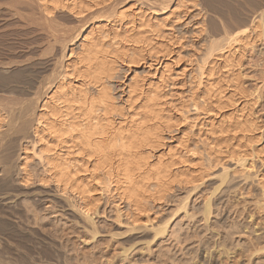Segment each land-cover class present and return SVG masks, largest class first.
<instances>
[{
  "label": "bare ground",
  "instance_id": "obj_1",
  "mask_svg": "<svg viewBox=\"0 0 264 264\" xmlns=\"http://www.w3.org/2000/svg\"><path fill=\"white\" fill-rule=\"evenodd\" d=\"M14 1L16 2V1H21V0H10V2H14ZM107 1L108 0H28L29 5L28 4L27 5L30 6L31 10L32 9L33 10L38 9L39 19L44 18V20L45 19L48 20V18L50 16H52V14L57 9H62L64 11H68V14L70 13V15H72V17H69L70 19H68V17H66L70 21V23L73 24V25H71V27L72 26H78V24H80V23L78 22V24L77 23L75 24V21H80L81 18L86 19V22H84L82 25H80V28L75 33V35H73V34L71 35L68 33V34H66V37H62V36H64V33H65V32L63 33L62 29H60L61 30L60 32H62L63 35L61 33H59V30L57 29L58 28L57 25H59V24H57V25L55 24V26H57V28L56 27L55 28H56L57 32L59 34H61V36L59 34L57 35V33L54 32L55 30L52 31V32H54V34L52 33L53 35L51 36L48 33L49 32V29H48L47 34H49L51 38L49 37L50 38L49 46H46V47L47 48L50 47V49L48 48L49 52H48V50H46L45 52L42 51L45 54H43V53H41V54H42V56H44V55L46 56L50 53V50H52L53 52H51L50 55H52V53H53V56L51 58H50V56H49V58L46 57L45 60H43V64L41 63V61L39 62V61L35 60V56H38V54L35 50L29 52V53H31V55L27 54L26 55L27 58H24V59H21V58H23V55H22V52L20 51L21 54L18 55V59L16 58L13 61H9V62H7L9 59H7V61L0 60V66L1 67H2V65H5V64H6L5 66L7 67V63H11V64L13 63L15 65H22L25 68H27V67L30 68L31 66L33 67L37 64H39L38 66H40V64H42L46 68L53 67L51 69H52V72L54 71L53 73H50V75H48V74L46 75V76H48L47 82H46L47 83L46 88H48V90L45 93H43L42 96H40V97H37V93H31V91L29 92V90L25 86L24 87L20 86L23 90L17 91L15 89V87H18V85H23V84H19V82L17 83L18 84L17 86L14 84H11L12 83L11 81L14 78L15 72H14V74L12 73L13 78L10 77L11 81H10V78L8 79V76H6L7 73H5V76H3V74L1 76V74H0V147H1L0 150H2V148L4 150L6 148H8L7 150H9L10 145L15 144V146H17V144L20 143V152L18 151L20 153V156H21L20 161L18 163L20 166V167L18 166V168H20V170H21V172L19 171V173H21V175L19 174L21 176L20 179L23 182L25 181V183H26V181H28L32 177L33 174L29 169L30 166L28 167V165H30V164H28V162H29L28 159H30L31 157H34L38 162L41 163V165H43V166H41V167H43L42 168L43 171L40 172V174L37 176V179H38L37 182L47 183L50 181L54 184V186L57 188V190H59L61 192H67L70 194H74V196H77L79 199L78 200L79 207L77 205V208H78L77 211H79L80 215H82V217H83L82 219L89 221V219L92 218L91 212L95 213V215H96L97 211H99L98 205H99V201L101 199V192L105 191L106 193H108L111 196V198H116V200L119 201L118 203L115 202L116 203L115 206H118V208H117L118 210L121 208L120 207L121 203H123L126 206V208H124L125 206H123V208L125 209V215L129 216L130 221H131L130 224H132V226H137V227L143 228V227H147L146 225H151L152 220H154L153 216H152L153 207H151L150 205L153 203H156V202H160L163 198L165 199V197L167 198L168 196H165V195L171 189V185L173 182H176L179 184H182V183L183 184H190L195 188L196 183L199 182L201 180L202 176H204V175H202V176L200 175V173H199V172H201L200 170H198L199 172H197L196 169L194 170V169H191L190 167H188L187 166L188 164L187 165L185 164L188 160H187V158H185L183 156L184 154L182 153L183 155L179 156L180 151H177L179 154H176V152H175L176 148L172 147L173 144L171 145V142L176 137L177 132L182 130V129L179 128V126H178V123H177L178 120L172 121V117H171L172 115L169 114L168 110L164 107V104L166 102L165 101L166 91L168 90V88H172V85L174 84V80L172 79V75L170 72L171 68L168 69L167 64L162 65V62L160 63V61H159L160 58L154 59L158 62V66L155 68V72L153 73V79L148 82L146 88H144V84L142 83L143 81L140 82V80H135L132 76L130 81L125 84V88H126V91H125L126 95L125 96L126 97L120 103L115 102V100H114L115 97L112 93V90H111L112 87H110L109 81L113 77L114 73L117 71L119 66H121V65H124L126 67L125 70L134 72L138 68V66L145 64L143 62V58H142L145 56H143V54H141L142 53L141 48H143L144 46L146 47L150 43H151V45L153 44L152 43L153 41H151L152 38L149 37V35H147V34H149V31L150 32L153 31V33L154 32L160 33L159 28H158L160 25L156 26L158 24L156 22H155L156 24L153 23L152 19L157 21V19H161L160 17L161 16L163 17V15L166 14L167 12L169 14H171V12L169 10L172 7V4L175 2L176 3V4L174 3L175 6L178 5V3L181 6L182 0H156L155 2L152 1L151 3L149 0H148L149 3L146 0L147 4H150L148 6H153L152 8L154 9V10L152 9L153 11L151 10L152 12L148 14L149 17L148 16L144 17V15H145L144 13H143V15H141L142 13L137 11L138 13L134 14L137 16V18H132L134 16L133 15L132 17L130 16L131 20H126L128 15H129V14H127V11H124L123 9H120L118 11V9H117V11H118L117 15H116L117 19H116V21L114 20L115 22H113L112 24L113 25L117 24L115 26V28L116 27L121 28L123 26L124 29L122 28V30H119V31L113 30L115 32L112 33V36L108 38V41L103 40V33L102 32H101L102 36H99V34L97 35V33H100L97 31V29L99 30L103 24L101 20H103L104 16H102L101 10H102V12L107 13V11H109V9L112 10V8L114 6H116V5H113V7H112L110 5L111 3L109 4ZM195 1L196 0H194L193 2H195ZM245 1H247V0H245ZM248 1L256 2L257 5L259 6V8H263V6H264V0H248ZM183 2H184V0H183ZM192 5L194 7H196V12H198L197 15L199 13L201 14V19L199 21H195V23H194L197 25V32H200V33L202 31H203V33H204V31L208 32L207 34L209 36V39H208L209 44H207V45H209L208 46L209 50L205 49L206 51H208L207 53L205 52L206 53V54H204L205 56L204 55H203L204 57L201 56V58L198 59V61L196 59V63L194 62L195 68L194 69L192 68L190 70V76H189V81H188V83L190 82V84H189L190 86L188 87L189 89L187 88L188 93H187L186 97L183 96V101L181 100L182 102L179 103L176 115H178L177 116L178 118H182L183 120H185L187 122V119H190V118L196 119L199 115H206V114L209 115L210 114L208 117L210 120H209V122L206 121L207 122L205 124L206 129L203 130V132L201 133V135L203 134V136L206 138V141H204V139H202L204 141L202 144H201V142H199V144L201 145V148H200L201 150H198L196 148V145L194 143L190 142L193 139L189 141L188 137L186 140L183 139L184 141L182 142V144L180 141L177 143L180 146L181 145L185 146L184 150L186 149V152L191 151L193 154L194 153L197 154V158L201 159L202 157H205L204 161L212 163L211 165L216 163V161H218V159H222V158H220L221 154L222 155L226 154L227 157H225V158H228V160L232 159L233 161H236L238 163H240V162L245 163L246 160H248V161L252 160V158L254 159V156H257V155H258L257 157H259L261 159V161H263L264 158L259 156V152H262V153L264 152V144L260 147H259V144L261 143L260 142L261 138H262L261 135L264 136V129H261L262 125L255 122L249 114L248 115L250 117L247 116V114L243 115L244 111L242 112V110H244L245 108L244 109L242 108L244 105L241 106V102L239 103V101H240L241 96L244 97L246 95L245 94V86H244V83L242 80L243 79L242 77L244 75L242 76L241 75L242 73L239 70L238 71L240 73L235 72L237 74L236 76L233 73V67L235 65L240 66L241 63H239V62L242 61V60H240V58L238 59L236 57L235 52H240V50L241 51L244 50L246 47H248V45H249L248 48H250L249 42L246 41L247 39L245 40L244 38L246 36H248V34L250 33L249 30H251L250 28H252V26H254V24L256 23V16H253V13L245 10L244 8H240L236 4L232 3L230 0H199V3H193ZM177 7H179V6H177ZM150 9H151V7H150ZM175 9H176V7H175ZM178 10H180V9H178ZM171 11H173V7H172ZM110 12H113V11H110ZM114 12H115V10H114ZM262 12H263L262 9H260L258 14L261 15ZM73 14H74V18H73ZM108 14H112V13L108 12ZM32 15L33 14H31V17H32ZM75 15H76V17L79 16L80 19L76 20L77 18H75ZM105 15H107V14H105ZM28 16H30V15H28ZM31 17H29V19ZM38 17H37V20H38ZM107 17H109V16L107 15ZM32 18H33V20H36V19H34V17H32ZM105 18H106V16H105ZM164 20H166V19H164ZM181 20H183V19H181ZM49 21H52V20H49ZM59 21L57 23H59ZM135 21L138 22V25H134ZM177 21H178V19H177ZM257 21H259V19H257ZM60 23H61V21H60ZM128 23L132 24V29L136 28L135 31H133L132 29L129 30L130 32H132L131 34H129L130 32H128V34L126 33L128 28L130 29V27H131L130 25H129L130 27L127 26ZM62 24H64V23L62 22ZM163 24H165V23H163ZM176 24H178V23H176ZM258 24H259V22H258ZM49 26H51V23L49 24ZM164 26H163V31L165 30ZM170 26H167L166 28H168ZM240 26H243V27L241 28ZM65 27L66 28H64V29H65V31H67L66 29H68V28H67V26H65ZM161 27L162 26H160V30H161ZM238 27H240L241 29L240 28L238 29ZM7 28H9V27H7ZM3 29L1 28L0 30H3ZM257 29H258V26H257ZM51 30H53V29H51ZM100 30H102V28ZM19 31H21V30H19ZM96 31H97V33H96ZM261 31H262V29H261ZM263 32H264V30H263ZM145 33H147V34H145ZM161 33H163V32H161ZM47 34H45V35L48 36ZM106 34H107V32H106ZM107 35H109V34H107ZM257 35H258V32H257ZM105 37L106 36H104V38ZM154 37H157V36H154ZM258 37H260V36L258 35ZM261 37H263V36H261ZM149 38H151V39H149ZM14 39H15V37H14ZM21 39H22V37H21ZM180 39H182V38H180ZM259 39H261V38H259ZM248 40H249V38H248ZM253 40H254V36H253ZM255 40H256V38H255ZM106 41L108 43L104 45V43H106ZM167 41H168V39H167ZM258 41H260V40H258ZM14 42L16 43V41H14ZM167 43H169V41ZM107 45H111V46L113 45L115 47L110 48ZM151 45H148V46H151ZM263 45H264V43H263ZM20 47H19V50H21ZM162 47L163 46L156 47V49L157 48L160 49L157 51L155 48H153V52H155V51H156L155 53H157L158 51L160 52L162 50ZM251 47H252V45H251ZM3 49L4 48L1 49L2 52H3ZM5 49H7V48H5ZM23 49H25V51H26V47L25 48L23 47ZM154 49H155V51H154ZM164 49H165V51H167L166 56H168V53H169L168 51L170 49L166 50L167 49L166 47ZM15 50H16V47H15ZM140 51H141V53H140ZM17 52H19V51H17ZM162 53L164 54L166 52H162ZM5 54H7V53H5ZM156 55H154V57ZM0 56H1V54H0ZM5 56H3V58H5ZM42 56L40 55L41 58H42ZM196 57H198V56H196ZM235 58L238 62H235L236 61ZM219 59H222V61H223L222 65L220 63H217V61ZM150 65H152L151 62L148 64V66H150ZM12 67H14V66H12ZM23 67L21 69H23ZM162 67H164V69H162ZM192 67H193V65H192ZM9 68H8V70H12ZM240 68H238V69H240ZM0 69H2V68H0ZM17 69H18V67H17ZM17 69H15V70L17 71ZM8 70H7V72H8ZM240 70H242V68ZM16 73H17V76L20 75L18 73V71ZM22 73H24V72H22ZM31 73L35 74L36 71H35V73L31 71ZM40 73L42 74V70ZM56 73H57V75H56ZM243 74H244V72H243ZM232 75H234L235 77L234 76L232 77ZM240 75H241L242 79L240 78ZM261 75H263V74H261ZM23 76L24 75H21L20 77H23ZM29 77L31 78L30 75H29ZM29 77H27V78H29ZM257 77L259 78V76H257ZM260 77H262V76H260ZM15 79H16V77H15ZM32 79L37 80L36 78H32ZM262 79H263V77H262ZM21 80L18 79V81H21ZM255 80H257V79H255ZM25 81H27V80H25ZM25 81H24V83H26ZM29 81H30V79H29ZM44 81H43V83H45ZM36 82H39V81H36ZM26 85H27V83H26ZM262 86H264V84H262ZM182 87H184V86H182ZM9 89L11 90V92H7V93H10V94H7L5 91H7ZM259 89L260 88L256 86L254 91L257 92ZM258 96H259V94H258ZM181 99H182V97H181ZM181 122H180V125L182 124ZM187 124H188V122H187ZM197 124L198 123L195 122L193 125H197ZM193 128H194V126H193ZM28 129H30V130H28ZM210 135H214V137L212 138ZM259 135L261 136V138ZM198 136H199V134H198ZM29 138L32 139L31 145L27 146V145H24L25 143L22 144V141L29 140ZM181 140H182V138H181ZM263 143H264V140H263ZM170 145L174 150L170 147ZM200 145H198V146H200ZM167 148H168V152L166 151V153H168V157L164 159V156L161 155V153L163 152V150H165ZM181 148H182V146H181ZM181 148H179V149H181ZM182 152H184V151L182 150ZM163 154H165V153H163ZM176 155H178V156H176ZM203 155H205V156H203ZM10 157H11V155H10ZM190 157H192V156H190ZM225 160H227V159H225ZM9 161H13V160L11 159ZM219 161H221V160H219ZM13 163L14 162L10 163L8 166H5L4 169H2V171H1L2 174H0V179H1L0 182H3V184L8 185V183H10V184L12 183L11 182L12 180L9 177V173H10L11 169H13L15 166L14 165L15 163L14 164ZM210 163H208V164H210ZM238 163H236V164H238ZM205 164H206V162H205ZM231 164L233 165V163H231ZM240 164H238V165L242 166ZM246 164H248V163L246 162L245 165ZM261 164H263V163H261ZM220 165H222V164H220ZM175 166H177V168H178L177 171H173V168ZM207 166H205V168H207ZM216 166H218V165L216 164ZM203 167H204V165H203ZM208 167H210V165ZM249 168H250V166L248 167V169ZM227 169H229V167L226 168V167L222 166V169H221L222 173L223 172H224V174L227 173ZM262 170H263V168H262ZM236 171H237V168H236ZM209 172H211V171H209ZM33 173H35V172H33ZM261 174L262 173L259 172V174L257 173L255 175H257V178H258L257 182L260 184L261 190H263V194H264V177H262ZM263 174H264V172H263ZM250 176H251V174H250ZM215 177H216V175H215ZM223 177L220 180H222ZM243 177H245V176H243ZM209 178H211V177H208V179ZM218 178H220V177H218ZM248 178H246V179H248ZM16 179L18 181V178H16ZM227 179H225L224 181H226ZM32 180H33V178H32ZM203 180H204V178H203ZM215 181H216V179H215ZM236 182H237V180H236ZM201 183H203V182H201ZM240 184H242V183H240ZM45 185H47V184H45ZM199 185H201V184L199 183ZM199 185L197 184V187ZM30 186H32V185H30ZM177 186H178V184H177ZM231 187H233V186H231ZM219 188H221V187H219ZM234 188H236V187H234ZM96 191L99 193H96ZM32 192H33V190H32ZM40 192H38V194ZM234 192H235V189H234ZM26 193L29 194L28 192H26ZM13 194H17V192L13 193ZM15 197H17V195ZM6 198L4 197V199H3V197H2V199H3L2 204L6 205V206L7 205L10 206L9 204H12V203H10V201L7 200ZM26 199H28V198H26ZM209 199H210V197L208 196V201H207L208 203H209ZM23 200H25V199H23ZM33 200H34V198H33ZM11 201H12V199H11ZM27 201L28 200H26V202ZM213 201H214V199H213ZM23 202H25V201H23ZM30 202H32V201H30ZM19 203H20V201H19ZM28 204H30V203H28ZM31 205L34 206V202ZM206 205L207 204H205V206ZM212 205H210V206H212ZM53 207H50V208H53ZM206 207H208V205ZM24 208H25V206H24ZM31 208L32 207H30V209ZM38 209H40V208H38ZM4 210H6V209H4ZM121 211H124V210L121 209ZM70 213H72V212H70ZM31 214H33V213H31ZM37 214H39V213L37 212ZM97 214H100V213H97ZM118 215H120V214H118ZM48 217H45V218H48ZM62 217H63V215H62ZM40 218H41V216H40ZM41 219H39V220H41ZM31 220H32V218H31ZM117 220H118V218H117ZM22 221H23V219H22ZM44 221H47V220H44ZM77 222H79V221H77ZM166 222H168V221H166ZM166 222H165V224H166ZM2 223H5V222H2ZM59 223H61L60 220H59ZM121 223H122V221H121ZM160 223H162V221ZM118 224H120V223H118ZM27 226H28V224H27ZM40 226H42V224ZM127 226H129V225H127ZM163 226H164V224H163ZM163 226H162V228L166 227V226H164V227ZM90 227H92L93 230L96 228L92 224ZM130 227H129V229H130ZM157 228L159 229V227H157ZM154 229H156V228H154ZM161 229H159L158 232H160ZM87 230H88V227H87ZM139 230H140V228H139ZM95 231H96V229H95ZM104 231H105V229H104ZM132 231H134V230H132ZM162 231H161V233H162ZM29 232H30V230H29ZM37 232H39L38 230L36 231V234H39ZM109 232L111 233V231H109ZM116 232H118V231H116ZM156 232L157 231H155L154 233H156ZM53 233L56 234L57 232L56 233L53 232ZM76 233H79V232H76ZM92 233H94V232H92ZM112 233L114 235L113 231H112ZM67 234H69V233H67ZM97 234H98V232H97ZM112 236H111V238H112ZM118 236H120V235H118ZM155 236H157V235H155ZM90 237H93V236H90ZM152 238H153V236H152ZM0 240H2V239L0 238ZM27 240L28 239H26V241ZM38 240H40V239H38ZM143 241H145V239L142 240V242ZM147 241L148 240H146V242ZM151 241H153V240H151ZM78 242H80V241H78ZM129 242H131V241H129ZM134 243H135V241H134ZM134 243H133V245H134ZM56 244H55V246H56ZM116 244H117V242H116ZM131 244L132 243H130V245ZM146 245H147V243H146ZM70 246H71V244H70ZM158 246L160 247V245H158ZM56 247H58V246H56ZM132 247L133 246H131L130 249H132ZM147 247L148 246H146V248ZM61 248H62V246L60 247V250H61ZM123 248H125V247H123ZM160 248H164V247H160ZM22 249H21V251H22ZM43 249L45 250V248H43ZM83 249H85V248H83ZM126 249H128V248H126ZM140 249H141V246H140ZM165 249H167V248L165 247ZM31 250H33V249H31ZM123 250H125V249H123ZM129 250H127V252ZM17 251H18V249H17ZM21 251H19V252H21ZM64 251H66V250H64ZM73 251H70V252H73ZM133 251L135 252V249ZM0 253H1V251H0ZM113 253H114V251H113ZM61 254H63V253H61ZM124 254H126V253H124ZM32 255H34V254H32ZM36 255H37V253H36ZM38 255L40 256V254H38ZM115 255H117L116 252H115ZM160 255H161V253H160ZM2 256H3V252H2ZM84 256L86 257V255H84ZM58 257L60 258V255ZM109 257H110V255H109ZM59 258H58V260H59ZM97 258H99V257H97ZM22 259H24V258H22ZM37 259H38V257H37ZM48 259H53V258H47L46 261H48ZM75 259H78V257ZM88 259H89V257H88ZM112 259H114V258H112ZM135 259H137V258H135ZM0 260H1L0 262H2V257H0ZM41 260H42V258L40 259V261ZM68 260L70 261V259H68ZM82 260H83V258H82ZM138 260H139V258H138ZM38 261H39V259H38ZM44 261L45 260H43V262ZM49 261H48V263H45V262L44 263L45 264H52V263H49ZM61 261H62V259H61ZM72 261H74V260H72ZM53 263H56V262H53ZM63 263H65V262H63ZM71 263L72 262L70 261L69 264H71ZM88 263L86 261V263H84V264H88ZM99 263L102 264V262H99ZM106 263H107V261H106ZM121 263H123V262H121ZM3 264H4V261H3ZM89 264H91V263H89Z\"/></svg>",
  "mask_w": 264,
  "mask_h": 264
},
{
  "label": "rangeland",
  "instance_id": "obj_2",
  "mask_svg": "<svg viewBox=\"0 0 264 264\" xmlns=\"http://www.w3.org/2000/svg\"><path fill=\"white\" fill-rule=\"evenodd\" d=\"M149 1L151 3L152 1L155 2L156 0H149ZM149 1L147 0L148 3H149ZM193 1L194 0H184V2H185L184 3L182 0L183 4L181 3V6L179 3H178V5L175 6L174 5L175 2H174L172 4L173 11H171L172 7L169 10L171 12V14H169L167 12L166 14L163 15V17L162 16L160 17L161 19H157V21L152 19L153 23L156 22L158 24L156 26L160 25L162 27H161V30H160V26L158 27L160 33L154 32L155 33L154 34L153 31H151V32L149 31V34H147L148 32L145 33V34L149 35V37L152 38V39L151 38H149V39H151V41H153L152 42L153 46L151 45V43L148 44V45H151L152 47L147 45L146 46L147 48L144 46L143 48H141L142 50L140 49L142 51V53H141V51H140V53L143 54V56H145V57H142L143 62L145 64L138 66V68L134 72L125 70L126 67L124 65L119 66V68L117 69V71L113 75V77L115 79L112 77L111 78L112 80L110 79L109 84H110V87H112L111 90H112V93L115 97L114 98L115 102L120 103L126 97L125 96L126 95L125 94V91H126L125 84L130 81L132 76L135 80H140V82L143 81L142 83L144 84V88H146L148 82L153 79V73L155 72V68L158 66V62L154 59L160 58L159 61H160V63L162 62V65L167 64L168 69L171 68L170 72L172 75V79L174 80V84L172 85V88H168V90L166 91V96H165L166 102L164 104V107L168 110V113L172 115L171 116L172 121L178 120V122H177L178 126H179V128L182 129V130L178 131L177 134L175 133L176 137L172 140L171 145L173 144L172 147L176 148L175 149L176 154L180 153L179 156L184 154L183 156L185 158H187V160H188L185 163L186 165L188 164L187 165L188 167H190L191 169H194V170L196 169L197 172H199L198 170H200L201 171V172H199L200 175L201 176L204 175V176H202L201 180L196 183L195 188L190 184H183L182 183L183 184L182 185V184L173 182L171 185V189L165 195L168 197L167 198L165 197V199L163 198L161 200L162 202L160 201V202H156V203H153L150 205L151 207H153L152 216H153L154 220H152L151 225H146L147 227L142 228V227L132 226V224H130L131 221H130L129 216L125 215V209L124 208H126V206L123 203H121L120 204L121 208L118 210L117 209L118 206H115V204L118 203L119 201H117L116 198H111V196L108 193H106L104 190H103L104 192H101V199H100L99 205H98L99 211H97V213H100V214L96 213V215H95V213L91 212L92 218H90L89 221H86V220L82 219L83 218L82 215H80L79 211H77V209H78L77 205L79 207V202H78L79 199L77 196H74V194H70L67 192H61V191L57 190V188L54 186V184L50 181L47 183L37 182L38 181L37 176L40 174V172L43 171V169H42L43 167H41L43 165H41V163L38 162L34 157H31L30 159H28V161H29L28 164H30V165H28V167L30 166L29 169L33 174L32 177L28 181H26V183H25V181L23 182L20 179L21 173H19V171L21 172V170H20V168H18V166H19L18 163H19L20 158H21L20 153H19L20 152V143L17 144V146H15V144L10 145L9 150H7L8 148H6L5 150L2 148V150H0V154L2 153L0 155V157H1L0 158V161H1L0 162V174H2L1 173L2 169H4V167L8 166L10 163L14 162L15 164L14 163L13 164L15 166H14V168L12 167L13 168V169H11L12 172L10 171V173H9V177L12 180L11 182L12 183L14 182V183L13 184L8 183V185H7V184H3V182H0V216H1L0 217V238L2 239V240H0V251H1L0 257H2V262H0V264L1 263L3 264V261H4V264H6V263L7 264L8 263L9 264H14V263L20 264L21 262H22L21 264H34V263L38 264L39 262H40L39 264H45V263H48L49 260H50L49 263H52V264H56V263L57 264H69L70 261L72 262L71 264H84V263H86V261H87V263L90 261L89 263H91V264H101L99 262H102V264H118V263L119 264H133L134 262L136 264H264V200H263L264 194H263V190H261L260 184L257 182V180H258L257 175H255L257 173L259 174V172H260V173H262L261 174L262 177H264L263 176L264 175L263 174V172H264V159H263V161H261V159L259 157H257L258 156L257 155V156H254V159L252 158L253 161L252 160H249V161L246 160L245 163L247 162L248 164L245 165L244 162H242V163L240 162L241 163L240 164L236 161H233L232 159L228 160V158H225V157H227L226 154L225 155L221 154L220 158H222V159H218V161H216V163L211 165L212 163L204 161L205 157H202L203 159L197 158V154H195V153L193 154L191 151L186 152V149L184 150L185 146L181 145L182 146V148H181V146L178 145V143H177L180 141L182 144V142L184 140H186L188 137V140L190 141L193 139L190 142L194 143L198 150H201L200 149L201 145L199 144V142H201V144H202L204 141H206V138L203 136V134L201 135V133L203 132V130L206 129L205 124L207 122H209V120H210L208 118L210 114L209 115L208 114L199 115L196 119L195 118L187 119V122H188V124H187V122L185 120H183L182 118H178L177 117L178 115H176L179 103L183 101V96L186 97V95L188 93V89H189L188 87L190 86L189 85L190 82L188 83L189 76H190V70L192 68L193 69L195 68L194 65L196 63V59L198 61V59H200L201 56H203L204 54H206L208 52L205 49L209 50L208 49L209 45H207V44H209V40H208L209 36L207 34L208 32L207 31L206 32L204 31V33H203V31L201 33L197 32V25L194 24L195 21H199L201 19V14L199 13L200 15L199 14L197 15L198 12H196V7H194L192 5L193 3H199V0H196L195 2H193ZM230 1L236 5L239 3L237 6H239L240 8H244L245 10L253 13V16H256V23L254 24V26H252V28H250L251 30L248 29L250 31V33L248 34V36H246L244 38L245 40L247 39L246 41L249 42L250 48H248L249 47V45H248V47H246L244 50H242V51L240 50V52H235L236 57L238 59L240 58V60H242V61L239 62V63H241L240 66L235 65L236 67L235 66L233 67V73L236 76L237 75L236 73L241 71V73H242L241 75L242 76L244 75L242 77L243 79L241 78V75H240V78L243 80V83L245 86V94H246L245 96L246 97L241 96L240 101H239V103L241 102V106L244 105L242 108L243 109L245 108L244 110H242V112L244 111L243 115H246V114H247V116L250 115L251 118H253V120L255 122L262 125L263 128L261 127V129H264V86H262V84H264V48H263L264 47V45H263V43H264V39H263L264 38V32H263V30H264V9H263L264 6H263V8H259V6L257 5L256 2H251L248 0H247L248 2L245 0L244 1L243 0H236V1L230 0ZM107 2L109 4L111 3L110 5L112 7H113V5H116V6H114L112 8V10L109 9V11H107V13L102 12V10H101L102 16H104L103 20H101L103 23L102 27H101L102 30H100L101 28L99 29L100 31L97 29V31L100 33H97V31H96L97 35L99 34V36H102V33H103V40H107V41H108V38L112 36V33H114L115 31L122 30V28H123V26L121 28H119V27L115 28V26L117 24H114V25L112 24L113 22L116 21L117 12L120 9L127 11V14H129L126 20H131L130 16L132 17L135 13H138V12L142 13L141 15H143V13H144L145 14L144 17H147V16L149 17L148 14L154 10L152 8L153 6H148L150 4H147L146 0H141V1L140 0H126V1L125 0H121V1L120 0H110V1L108 0ZM27 4L29 5L28 0H21V1H16V2L15 1L10 2V0H0V29L4 28L3 30H0V35H1L0 36V50L2 48L8 49V50L3 49L4 53L2 52V50L0 51V54H1L0 60H2V61H7V59H9L7 61V62H9V61H13L16 58L18 59V55L21 54V52L23 55V58H21V59H24V58H27V56H26L27 54L31 55V53H29V52L35 50L38 54V56H35V60L39 61V62L41 61V63L43 64V60H45L46 57L49 58V56H50V58H51L53 56V53H52V55H50V53L53 52L52 50H50V53L48 55H46V56L44 55L45 57L42 56V54H41V53L45 54L44 52L46 50H48V52H49L50 47H48L49 48L48 49L46 46H49V40L51 38L50 35L52 36L54 34V32H56L57 35L59 33H61L63 35V33L65 32L64 36H62V37H66V34H68V33L71 35L72 34L75 35V33L79 30L80 25H82L84 22H86V19H83V18L80 19L79 16L76 17V15H75V18H77L76 20L80 19V21H75V24L76 23L78 24V22L80 24H78V26H72L71 27V25H73V24H71L68 19H70L69 17H72V15H70V13L68 14V11H64L62 9H57L52 14V16H50L52 19L49 17L48 20H46V19L44 20V18L43 19L40 18L41 19L40 20L38 17L39 16L38 9H34V10L32 9L31 10L30 6H28ZM177 6H179V7H177ZM150 7H151V9H150ZM175 7L177 10L175 9ZM117 9H118V11H117ZM178 9H180L181 11ZM260 9H262V11H263L261 13V15L258 14ZM114 10H115V12H114ZM110 11H113V12H110ZM108 12L112 13V14H108ZM104 13L107 14L109 17H107V15H105ZM31 14L34 15V16L32 15V17H34V19H36V20H33V18L31 17ZM28 15H30V16H28ZM105 16H106V18H105ZM29 17H31V18L29 19ZM37 17H38V20H37ZM66 17H68V19ZM73 18H74V14H73ZM132 18H137V16L134 15ZM180 18L183 20H181ZM164 19H166V20H164ZM177 19H178V21H177ZM257 19H259V21H257ZM49 20H52V21H49ZM59 20L61 21V23ZM58 21H59V23H57ZM62 22L64 24H62ZM258 22L260 25L258 24ZM50 23H51V26H49ZM134 23H135L134 25H138L137 21H135ZM163 23H165V24H163ZM176 23H178V24H176ZM55 24L56 25L59 24V25H57L58 28H57V26H55ZM65 26H67V28H68V29H66L67 31H65V29H64V28H66ZM127 26L130 27V29L127 27L128 30L126 31V33L128 34V32H130L129 30L132 29V24L128 23ZM163 26L165 29L164 31H163ZM167 26H170V27L166 28ZM257 26H258V29H257ZM7 27H9V28H7ZM55 27L59 30V33L57 32ZM240 27L242 28L243 26H240ZM240 27H238V29ZM18 29L21 31H19ZM48 29H49V32H48ZM51 29H53V30H51ZM60 29H62L63 33L60 32L61 31ZM261 29H262V31H261ZM113 30H115V31H113ZM132 30L135 31L136 28H134ZM52 31H54V32H52ZM47 32L50 35L47 34ZM106 32L109 35H107ZM161 32H163V33H161ZM257 32H258V35L260 37H258ZM131 33L132 32H130L129 34H131ZM45 34H47L48 36H46ZM61 34H59V35L61 36ZM104 36H106V37L104 38ZM154 36H157V37H154ZM253 36H254V40H253ZM261 36H263V37H261ZM14 37H15V39H14ZM21 37H22V39H21ZM180 38H182V39H180ZM248 38H249V40H248ZM255 38H256V40L258 39L260 41H258V40L256 41ZM259 38H261V39H259ZM167 39H168L169 43H167L168 42ZM14 41H16V43ZM107 41H106V43H104V45L108 43ZM251 45H252V47H251ZM107 46L110 48L115 47L113 45L112 46L107 45ZM159 46H163L164 48L166 47L167 48L166 50L170 49L168 51L169 52L168 56L169 55L170 56L169 57L166 56L167 51H165V49L163 47H162V50L160 52L158 51L159 53L157 52L160 56L157 53H155L157 50H160L158 48L156 49V47H159ZM15 47H16V50H15ZM19 47L21 48V50H19ZM23 47L24 48L26 47V51H25V49H23ZM153 48L156 49V51L154 49L155 52H153ZM17 51H19V52H17ZM42 51H44V52H42ZM162 52H166V53L163 54ZM5 53H7V54H5ZM40 55L42 56V58L43 57L44 58L42 59L40 57ZM154 55H156L157 57L156 56L154 57ZM3 56H5V58L6 57L7 58L5 59V58H3ZM196 56H198V57H196ZM235 60H236V58H235ZM150 62L152 63V65L148 66V64ZM235 62H238V61L236 60ZM217 63H220L222 65L223 64L222 59H219L217 61ZM42 64H40V66H38L39 64H37V65H35L36 67L31 66L30 68L29 67L25 68L22 65H15L13 63L12 64L7 63V67L5 66L6 64L2 65V67L0 66V68H2V69H0V71H1L0 74H1V76H2V74H3V76H5V73H7L6 76H8V79H9L10 77L13 76V74L15 72L14 78L12 77L13 78L12 81L10 78V81L12 82L11 84H14L16 86L18 85L17 84L18 82H19V84H23V85H18V87H15V89L17 91H21V90H23L21 87L25 86V87H27L29 92L31 91V93H37V97H40V96H42L43 93H45L48 90V88H46V85H47L46 82H47L48 76H46V75L47 74L50 75V73L54 72V71L52 72V69H51L53 67L46 68ZM192 65H193V67H192ZM12 66H14V67L16 66V67L14 68ZM17 67H18V69H17ZM22 67H23V69H21ZM240 67L242 68V70H240L241 69ZM8 68L12 69V70H8ZM238 68H240V69H238ZM15 69H17L18 73L20 74V75L18 74L19 76H17V73H16L17 71ZM162 69H164V67H162ZM7 70H8V72H7ZM41 70H42L43 75L40 73ZM31 71L34 73L36 71V73L38 75L36 73L35 74L31 73ZM22 72H24V73H22ZM243 72H244V74H243ZM261 74H263V75H261ZM21 75H24L23 77L25 79L23 77H20ZM29 75L31 76V78L29 77ZM56 75H57V73H56ZM234 75H232V77ZM257 76H259L260 79ZM260 76H262L263 79ZM15 77H16V79H15ZM27 77H29V78H27ZM17 78L19 80H21V79L22 80L18 81ZM32 78H36L37 80L32 79ZM29 79H30V81H29ZM255 79H257V80H255ZM25 80H27L28 82ZM24 81L27 83V85H26V83H24ZM36 81H39V82H36ZM43 81L45 83H43ZM182 86H184L185 88ZM256 86L260 88L257 92L254 91ZM5 92L6 93L11 92V90L9 89ZM7 94H10V93H7ZM258 94H259V96H258ZM180 96L182 97V99ZM180 122L182 123L181 125H180ZM195 122H197L199 125L198 124L193 125ZM193 126H194V128H193ZM28 130H30V129H28ZM198 134H199V136H198ZM210 136L212 138L214 137V135H210ZM261 136H262V138H261ZM261 136H260V138H261L260 142L261 143L259 144V147L264 144L263 143L264 136L263 135H261ZM181 138H182V140H181ZM30 139L31 138H29V140L22 141V144L25 143L24 145H27V146L31 145L32 139L31 140ZM202 139H204V141ZM171 145H170V147H171ZM198 145H200V146H198ZM179 148H181V149H179ZM0 149H1V147H0ZM182 150L184 152H182ZM166 151L168 152V148L163 150V152L161 153V155L164 156V159L168 157V153H166ZM177 151H180V152L178 153ZM163 153H165V154H163ZM3 155L5 157L6 156L7 157L5 158ZM10 155H11V157H10ZM176 156H178V155H176ZM190 156H192V157H190ZM203 156H205V155H203ZM259 156L264 158V152L263 153L259 152ZM223 157L227 160H225ZM10 158L13 161H9V160H11ZM219 160H221V161H219ZM205 162L208 166L210 165V167H208L205 164ZM208 163H210V164H208ZM231 163H233V165ZM236 163H238L242 166H239ZM261 163H263V164H261ZM216 164L218 166H216ZM220 164H222V165H220ZM203 165H204V167H203ZM248 165L250 166L249 169H248V167H249ZM205 166H207V168H205ZM222 166H224L226 168L229 167V169H227V173H225L226 175L224 174V172L222 173V170H221ZM236 168H237V171H236ZM262 168H263V170H262ZM177 170H178V168H177V166H175L173 168V171H177ZM209 171H211V172H209ZM33 172H35V173H33ZM250 174H251V176H250ZM215 175H216V177H215ZM217 176L220 178H218ZM243 176H245V177H243ZM208 177H211L212 179L211 178L208 179ZM222 177H223V179L220 180ZM16 178H18V181ZM32 178H33V180H32ZM203 178H204V180H203ZM246 178H248V179H246ZM215 179H216V181H215ZM225 179H227V180L224 181ZM236 180H237V182H236ZM0 181H1V179H0ZM201 182H203V183H201ZM199 183L201 185H199ZM240 183H242V184H240ZM45 184H47V185H45ZM177 184H178V186H177ZM197 184L199 185L198 187H197ZM30 185H32V186H30ZM231 186H233V187H231ZM219 187H221V188H219ZM234 187H236V188H234ZM31 189L33 190V192ZM234 189H235V192H234ZM25 191L28 192L29 194H27ZM16 192H17V194H13ZM38 192H40L41 194L40 193L38 194ZM96 193H99V192L96 191ZM16 195H17V197H15ZM208 196L210 197V199H209L210 204L207 202ZM2 197H3V199H4V197L5 198L7 197L6 199L9 200L10 203H12V204H9L10 206L3 205L2 204V202H3ZM32 197L34 198V200ZM22 198L25 200H23ZM26 198H28V199H26ZM11 199H12V201H11ZM213 199H214V201H213ZM26 200H28V201L26 202ZM19 201H20V203H19ZM23 201H25V202H23ZM30 201H32V202H30ZM33 202H34V206L31 205V204H33ZM28 203H30V204H28ZM204 203L207 204L209 208L206 207L207 205L205 206ZM210 205H212V206H210ZM24 206H25V208H24ZM123 206H125V207L123 208ZM30 207H32V208L30 209ZM50 207H53V208H50ZM3 208L6 210H4ZM38 208H40V209H38ZM121 209L124 211H121ZM36 211L39 214H37ZM70 212H72L73 214ZM31 213H33V214H31ZM118 214H120V215H118ZM62 215H63V217H62ZM40 216L42 219L40 218ZM44 216L45 217L49 216V217L45 218ZM31 218L33 221L31 220ZM117 218H118V220H117ZM22 219H23V221H22ZM39 219H41V220H39ZM44 220H47V221H44ZM59 220L62 224L59 223ZM77 221H79V222H77ZM121 221L123 224L121 223ZM159 221L160 222L162 221V223H160ZM164 221L165 222L168 221V222H166V224H165ZM2 222H5V223H2ZM118 223H120V224H118ZM27 224H28V226H27ZM41 224H42V226H40ZM91 224L96 227V228L94 227L96 229V231H95V229L93 230L92 227H90ZM163 224H164V226H166L165 228H162ZM127 225H129V226H127ZM87 227H88L89 231L87 230ZM129 227H130V229H129ZM157 227H159V229L162 228L161 229V231L163 230L162 233H161V231L158 232L159 229ZM139 228H140V230H139ZM148 228L149 229L151 228L150 229L151 231ZM154 228H156V229H154ZM104 229H105V231H104ZM29 230H30V232H29ZM37 230L39 231V232H37L39 234H36ZM126 230L127 231L129 230V231L127 232ZM132 230H134V231H132ZM109 231H111V233ZM112 231L114 232V235H113ZM116 231H118V232H116ZM119 231L120 232L122 231V232L120 233ZM155 231H157V232L154 233ZM53 232H55V233L57 232L58 234L57 233L54 234ZM76 232H79V233H76ZM92 232H94V233H92ZM97 232H98V234H97ZM67 233H69V234H67ZM117 234L120 236H118ZM155 235H157V236H155ZM90 236H93V237H90ZM111 236H112V238H111ZM152 236H153V238H152ZM26 239H28L29 241L28 240L26 241ZM38 239H40V240H38ZM144 239H145V241L142 242V240H144ZM146 240H148V241L146 242ZM151 240H153V241H151ZM78 241H80V242H78ZM129 241H131V242H129ZM134 241H135V243H134ZM116 242H117V244H116ZM130 243H132V244L130 245ZM133 243H134V245H133ZM146 243H147V245H146ZM55 244L58 247H56ZM70 244H71V246H70ZM158 245H160V247H164V248H160ZM61 246L63 248V249L61 248L62 251L60 250ZM131 246H133L132 249H130ZM140 246H141V249H140ZM146 246H148L149 248L148 247L146 248ZM123 247H125V248H123ZM165 247L167 249H165ZM16 248L18 249V251ZM43 248H45V250ZM83 248H85V249H83ZM126 248H128V249H126ZM21 249L23 252L21 251ZM31 249H33L35 252ZM123 249H125V250H123ZM134 249H135V252L133 251ZM64 250H66V251H64ZM69 250L70 251L74 250V251L70 252ZM127 250H129V251L127 252ZM19 251H21V252H19ZM113 251H114V253H113ZM2 252H3V256H2ZM115 252L117 255H115ZM36 253H37V255H36ZM61 253H63V254H61ZM124 253H126V254H124ZM160 253H161V255H160ZM32 254H34V255H32ZM38 254H40V256ZM59 255H60V258L58 257ZM84 255H86V257ZM109 255H110V257H109ZM21 257L24 258L25 260L22 259ZM37 257H38L39 261H38ZM77 257H78V259H75ZM88 257H89V259H88ZM97 257H99V258H97ZM41 258H42V260L40 261ZM47 258H53V259H48V261H46ZM58 258L60 261L58 260ZM82 258H83V260H82ZM112 258H114V259H112ZM135 258H137V259H135ZM138 258H139V260H138ZM26 259L27 260L29 259L30 261L29 260L27 261ZM61 259L65 263H63L61 261ZM68 259H70V261ZM43 260H45L44 261L45 263L43 262ZM72 260H74V261H72ZM106 261H107V263H106ZM53 262H56V263H53ZM121 262H123V263H121Z\"/></svg>",
  "mask_w": 264,
  "mask_h": 264
}]
</instances>
